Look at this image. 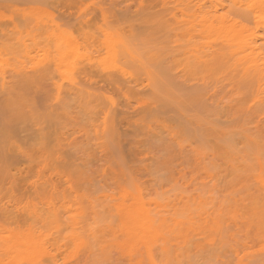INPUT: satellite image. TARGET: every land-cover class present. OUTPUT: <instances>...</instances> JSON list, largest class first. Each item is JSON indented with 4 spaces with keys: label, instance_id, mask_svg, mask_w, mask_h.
<instances>
[{
    "label": "rangeland",
    "instance_id": "1",
    "mask_svg": "<svg viewBox=\"0 0 264 264\" xmlns=\"http://www.w3.org/2000/svg\"><path fill=\"white\" fill-rule=\"evenodd\" d=\"M0 264H264V0H0Z\"/></svg>",
    "mask_w": 264,
    "mask_h": 264
},
{
    "label": "bare ground",
    "instance_id": "2",
    "mask_svg": "<svg viewBox=\"0 0 264 264\" xmlns=\"http://www.w3.org/2000/svg\"><path fill=\"white\" fill-rule=\"evenodd\" d=\"M47 69H48V67H47ZM24 71H25V69H23ZM49 70V69H48ZM47 70V72H46V70L45 69H43V72H41L42 71V69L40 68V75H36V73L38 72H34L35 70H33V71H25V73L26 74H29V72L31 73V72H34V74H31V75H28L27 77H25L26 79H24V77H22V80H23V82L25 83V85H26V81H27V86L26 87H28V88H32L33 86H36V85H38L39 83H41L40 81H42V79L43 78H45L46 76H47V74H49L50 73V71H48ZM81 70H83L84 72H86L87 70H86V67H84L83 69L81 68ZM38 72V73H39ZM49 72V73H48ZM110 72V71H109ZM108 72V73H109ZM116 72V71H115ZM114 72V73H115ZM19 73V72H18ZM25 73H23V76H24V74ZM107 73V74H108ZM113 72H111V74L109 73L108 75L106 74L105 75V77H104V82H106L107 84H109V85H111V86H115V87H117V88H121L122 86H124L125 84H128V80L127 79H125V78H123L122 79V77H123V75H122V77L120 78V76L121 75H119V77L118 76H116L117 74H119V73H116V74H114ZM21 75V74H20ZM86 75H89L87 72H86V74H85V76ZM16 77V76H15ZM28 78V79H27ZM86 78V77H85ZM48 79V78H47ZM14 80H16V82H17V78L16 79H14ZM26 80V81H25ZM78 80V79H77ZM76 80V81H77ZM82 80H84V79H82ZM82 80H80L81 81V84H82ZM75 81V82H76ZM80 81L79 82H76V83H78V85H80V87L79 88H82V86H83V84H84V82H83V84L81 85V84H79L80 83ZM5 82V81H4ZM13 82H15V81H13ZM15 82V83H16ZM86 82V81H85ZM93 82V81H92ZM89 83V82H88ZM88 83H86V85H88ZM5 84V83H4ZM18 85H19V82L17 83ZM15 85L14 83H12L11 85H10V87L9 88H7L6 87V85L4 86L5 87V90H6V92H7V89H9L8 90V92L9 91H11L10 89L11 88H16L17 87V90L19 89V91L18 92H14V91H11L12 93L9 95V94H7V98L5 99V106L7 107V110L11 113V115H14V113H16V115H18L17 113H24V115H25V112H28L29 113V117H30V114L31 115H33L34 114V112H33V106H34V104L36 103V101L35 100H37L35 97H37V96H35V95H33V99L35 98V100H31V98H29V97H31V96H29V95H27L26 94V92H25V90H23V88L21 87V86H18V85ZM13 85H14V87H13ZM75 85H77V84H75ZM78 85H77V87H78ZM91 85V84H90ZM16 86V87H15ZM41 86V85H40ZM40 86H38V87H40ZM73 87L72 88H74V84L72 85ZM92 86V85H91ZM21 87V88H20ZM90 87V86H89ZM71 88V87H70ZM83 88H85V86L83 87ZM27 89V88H26ZM37 88H35V90H36ZM75 89H77L76 87H75ZM86 90H87V87L85 88ZM85 89H83V91H84V94H82L81 93V89H79L80 90V92H79V90L77 91V92H79L80 93V96H82V98L83 97H85V98H81L82 100H84V102L86 101V95H88L89 94V97L91 98V95H92V93L90 92V90L88 91V94L86 93L85 94ZM34 90V89H33ZM34 90V91H35ZM92 90V89H91ZM68 91H69V89H68ZM82 91V92H83ZM13 92L15 93L14 95L16 96V94L18 95V97H17V99H16V97L14 98V96L12 95L13 94ZM90 92V93H89ZM74 94H72V96H71V98H75V96H76V94H75V92H73ZM70 94H71V92H70ZM82 94V95H81ZM91 94V95H90ZM9 95V96H8ZM83 95H85V96H83ZM68 97H70V95L68 96ZM79 97V95L77 96V98ZM71 98H69L70 100H71ZM89 98V99H90ZM81 99H79V100H81ZM87 99H88V96H87ZM65 100H66V98H64V100H60V102H62L63 101V103L65 104L66 102H65ZM79 100H77V101H79ZM68 101V100H67ZM73 101H74V99H73ZM89 103L90 101L89 100H87L86 101V103ZM70 104V103H69ZM38 105V104H37ZM61 105V104H60ZM65 105H67V104H65ZM64 105V106H65ZM91 105V104H90ZM61 108V110H64V109H62V107H60ZM68 108V107H67ZM35 109H37V107L35 108ZM60 110V109H59ZM55 111V110H54ZM67 111L68 110H64V112H60V114H65V112L67 113ZM56 112H57V110H56ZM28 113L26 114V115H28ZM57 114H58V112H57ZM59 114V115H60ZM19 117V116H18ZM23 117H25V116H20V118H23ZM26 118H28V117H26ZM25 118V119H26ZM21 120V119H20ZM41 129V128H40ZM42 130L43 129H41V137H42V135H46V137H47V133H45V130H43V132H42ZM43 133V134H42ZM45 137V136H44ZM39 143V142H38ZM46 143V145H47V142H45ZM135 200V202H134V200ZM133 199H130V201H132L133 200V202H125V203H128V204H125L124 202L122 203V208H121V206H120V210H122V213L120 212V216L121 215H123V216H121L122 218H123V223H122V221H121V227H123L124 226V228H122V230H123V232H126L128 235L126 236V237H128L129 235L130 236H132L133 238H131V239H133V243L131 244V239H127V242L129 243V244H131V245H133L134 243V246L135 245H138L137 246V248L139 247V245L140 244H142V245H144V246H146V244H144L145 242H147L148 241V239H151L150 241H152V239L154 238V244L156 245H158V246H160L161 244H162V247L160 246V248H163V247H166V246H163L164 244L166 245L167 244V242H168V240H164L163 242H161V244H158V242H156L157 241V239H155V237H157L156 236V234H155V236H154V234H152L153 232H155V233H157L158 231H160V227H161V223H158V221H157V219L156 218H152V216H151V218L150 217H148L149 215V213H147L146 211L148 210L149 211V209H148V207H145V205H146V203L141 199H135V198H133ZM125 204V205H124ZM147 209V210H146ZM122 224H123V226H122ZM124 229H126V231L124 230ZM12 231V230H11ZM13 233H15L13 236L14 237H12V235L10 236V237H12L11 239V242H12V244H10L9 242L10 241H8V243L6 244V245H4V250L6 251V252H10L11 250H15V251H17L16 253H18V251L20 252H25V250H32V243H30L29 241L32 239L33 240V236L32 237H29V236H26V237H28V238H25V237H23V238H18V235L16 236L17 238H15V235H16V233L17 234H19V236H20V233H18V232H14V231H12ZM12 233V234H13ZM159 233V232H158ZM149 235H151L150 237H153V238H150L149 237ZM22 236V235H21ZM15 238V239H14ZM129 238V237H128ZM28 239H30V240H27ZM156 240V241H155ZM34 241H37V240H35L34 239ZM125 242H126V239L124 240ZM130 241V242H129ZM140 241V243H137L136 244V242H139ZM141 242H143V243H141ZM153 243V242H152ZM37 244H38V242H36V246H37ZM10 245H11V247H12V249H11V247H10ZM33 245H35V243L33 244ZM46 244H45V242H44V245L43 246H45ZM140 246L139 247V251H138V249L136 248V250L138 251V252H140V250H143V252L144 251H146V252H148L147 253V255L151 252V255H152V253H154L153 252V249H150L149 247H144V246ZM6 246V247H5ZM35 246V247H36ZM8 247V248H7ZM9 247H10V249H9ZM34 247V246H33ZM34 247V250H32L33 252L34 251H36L37 249H38V247L37 248H35ZM143 249H142V248ZM2 248V249H3ZM147 248L149 249L148 251H147ZM145 249V250H144ZM166 248H164V250H165ZM3 250V251H4ZM8 250H10V251H8ZM14 250H13V252H14ZM30 250V251H31ZM150 250H152V251H150ZM143 252H140V253H142V255L141 256H143ZM136 254L137 255H139V253H137L136 252ZM150 255V254H149ZM149 255H148V257H149ZM154 255V254H153ZM151 257H153V256H151Z\"/></svg>",
    "mask_w": 264,
    "mask_h": 264
}]
</instances>
